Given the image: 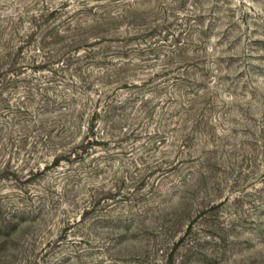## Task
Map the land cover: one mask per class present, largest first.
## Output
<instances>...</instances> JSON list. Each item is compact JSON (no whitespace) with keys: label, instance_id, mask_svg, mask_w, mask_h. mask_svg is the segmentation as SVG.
<instances>
[{"label":"rangeland","instance_id":"374dc122","mask_svg":"<svg viewBox=\"0 0 264 264\" xmlns=\"http://www.w3.org/2000/svg\"><path fill=\"white\" fill-rule=\"evenodd\" d=\"M0 264H264V0H0Z\"/></svg>","mask_w":264,"mask_h":264}]
</instances>
